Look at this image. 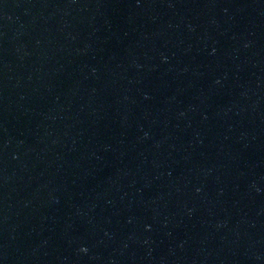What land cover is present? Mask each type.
Returning <instances> with one entry per match:
<instances>
[{
    "label": "water",
    "instance_id": "obj_1",
    "mask_svg": "<svg viewBox=\"0 0 264 264\" xmlns=\"http://www.w3.org/2000/svg\"><path fill=\"white\" fill-rule=\"evenodd\" d=\"M0 264H264V0H0Z\"/></svg>",
    "mask_w": 264,
    "mask_h": 264
}]
</instances>
